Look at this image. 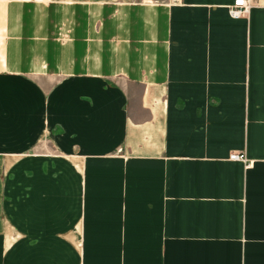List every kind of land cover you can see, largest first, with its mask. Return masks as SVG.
<instances>
[{"label": "crops", "instance_id": "crops-1", "mask_svg": "<svg viewBox=\"0 0 264 264\" xmlns=\"http://www.w3.org/2000/svg\"><path fill=\"white\" fill-rule=\"evenodd\" d=\"M235 1L0 0V264H264V0Z\"/></svg>", "mask_w": 264, "mask_h": 264}, {"label": "built area", "instance_id": "built-area-1", "mask_svg": "<svg viewBox=\"0 0 264 264\" xmlns=\"http://www.w3.org/2000/svg\"><path fill=\"white\" fill-rule=\"evenodd\" d=\"M249 3L245 0H237L229 9V14L232 18H239L244 16L249 10ZM230 159L233 161H243L244 158L242 155L232 154Z\"/></svg>", "mask_w": 264, "mask_h": 264}, {"label": "rangeland", "instance_id": "rangeland-1", "mask_svg": "<svg viewBox=\"0 0 264 264\" xmlns=\"http://www.w3.org/2000/svg\"><path fill=\"white\" fill-rule=\"evenodd\" d=\"M150 1H151V3H164V2H168L169 3V2H172L173 0H150ZM135 2H139V3H141V2H149V0H135ZM32 4H36V3H32ZM56 6H58V5H56ZM58 13H60V12L56 10V14H58ZM57 38H58V40L56 39V41H58L59 43H61V40H62L61 39V36L58 35ZM58 52L62 53V51H58Z\"/></svg>", "mask_w": 264, "mask_h": 264}]
</instances>
